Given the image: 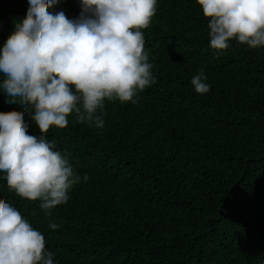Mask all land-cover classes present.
I'll return each mask as SVG.
<instances>
[{
	"label": "trees",
	"instance_id": "obj_1",
	"mask_svg": "<svg viewBox=\"0 0 264 264\" xmlns=\"http://www.w3.org/2000/svg\"><path fill=\"white\" fill-rule=\"evenodd\" d=\"M27 8L0 0V46ZM156 8L142 30L156 83L136 103L106 101L103 129L73 114L46 134L81 176L68 202L45 216L2 179L0 200L44 235L57 264H264V47L232 41L220 55L196 0ZM52 11L75 19L80 0ZM201 68L206 94L190 84ZM0 112L40 134L3 93Z\"/></svg>",
	"mask_w": 264,
	"mask_h": 264
},
{
	"label": "clouds",
	"instance_id": "obj_2",
	"mask_svg": "<svg viewBox=\"0 0 264 264\" xmlns=\"http://www.w3.org/2000/svg\"><path fill=\"white\" fill-rule=\"evenodd\" d=\"M60 0H28L26 16L0 46V93L30 118L0 112V179L9 191L39 201L45 216L66 204L81 182L69 155L46 134L77 123L103 129L105 102L136 103L156 83L143 29L157 0H80V15L54 12ZM207 19L209 46L222 55L230 42L264 47V0H196ZM201 68L190 81L197 94L210 85ZM86 182L88 176L84 175ZM55 230L56 223H49ZM0 264H57L44 235L12 203L0 200Z\"/></svg>",
	"mask_w": 264,
	"mask_h": 264
}]
</instances>
